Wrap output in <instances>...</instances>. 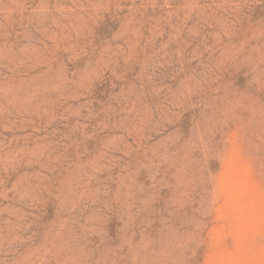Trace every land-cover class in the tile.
<instances>
[{"label": "clouds", "instance_id": "9594fccd", "mask_svg": "<svg viewBox=\"0 0 264 264\" xmlns=\"http://www.w3.org/2000/svg\"><path fill=\"white\" fill-rule=\"evenodd\" d=\"M0 264H264V0H0Z\"/></svg>", "mask_w": 264, "mask_h": 264}, {"label": "rangeland", "instance_id": "374dc122", "mask_svg": "<svg viewBox=\"0 0 264 264\" xmlns=\"http://www.w3.org/2000/svg\"><path fill=\"white\" fill-rule=\"evenodd\" d=\"M103 34H104V29L101 28V30H100V35H101V37L103 36Z\"/></svg>", "mask_w": 264, "mask_h": 264}]
</instances>
